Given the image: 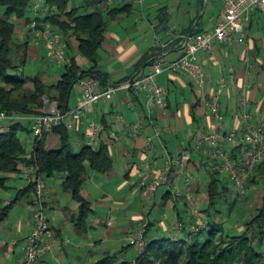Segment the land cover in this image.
I'll use <instances>...</instances> for the list:
<instances>
[{
  "label": "crops",
  "instance_id": "obj_1",
  "mask_svg": "<svg viewBox=\"0 0 264 264\" xmlns=\"http://www.w3.org/2000/svg\"><path fill=\"white\" fill-rule=\"evenodd\" d=\"M210 1L208 0L206 10V6L201 10L198 6L194 11L188 10L186 15L188 19L185 18L182 27L175 24L173 11L169 5L155 4L153 10H150L147 2L145 5L132 3L130 11L117 12L118 14L116 13L115 19L111 22L106 40L103 43V50L114 53L112 58L108 60L113 62L114 67L110 71L105 70L101 66L100 58L99 69L107 78V83L105 86L102 85V88L106 89L108 85L120 83L150 71L151 66L146 62L143 64L142 60L159 49L155 38V26L152 23L154 21L155 24L157 23L156 17L161 9L164 10L163 13L166 15L161 28L167 30L160 35L163 42L169 43V45L165 53L158 54L156 57L162 56L169 61L180 59L184 52L182 47L176 44V40L183 37L188 30L202 32L212 29L222 17L225 7L224 0H221L223 7L218 16L213 11H208ZM71 7L78 6L72 5L71 0ZM92 8L91 10H93ZM155 8L159 9L157 15L155 14ZM106 12L105 15H108ZM208 12L209 16H207ZM113 16L109 15L110 18ZM132 18L135 19V22H130ZM239 37H243L244 41L240 42ZM72 54L83 70L89 69L90 62L80 55L77 49H74ZM29 55L33 60H40L47 56L43 49L34 44L30 46ZM199 62L205 74V85L201 88L195 85L192 76L184 72H165L159 76V83L169 90V109L165 114L159 111L156 112V125L163 131V135L162 142H155L156 146L153 153L150 152L151 148L149 142H147V138L154 133L151 126H147L141 136L132 137L117 120L119 116H123L128 125L136 122L140 114L146 111L144 97L134 99L132 105L133 98L131 94L127 91H120L113 99L95 105V110L89 116V119L102 124L105 128L102 139L105 142H99L96 147H99L101 143H105L108 144L114 160L115 157L127 161L129 159L135 160L134 162L129 160L124 168L126 181L119 186L120 192L126 189L130 179L138 178L136 186H131V194L136 195L139 193L145 199L141 186V181L147 176L145 162L151 156L153 161L158 162L152 164L159 172V170L166 167L164 150L167 149L173 156L183 153L188 154V171L193 176L190 190H193L197 203L200 205L205 204L208 201V193L204 189L207 182L205 172L200 167V160L206 158V156L198 152L192 153L197 140L216 129H221L227 133L236 130L243 134L248 123L244 118L246 114L250 115V123L264 126V7L252 14L250 21L246 22L242 30L237 33L235 41L232 43H216L211 52L200 53ZM52 75L54 78L59 77L56 73H52ZM221 81L225 82L226 87L221 96L222 117L218 120L212 114L210 103L219 90ZM74 89L69 99V109L72 110L77 107L79 99L82 97L80 87V92L75 91L74 93ZM74 94L76 99L74 106H71ZM244 97L247 98L246 105L241 103ZM71 121V117L67 118L66 124H70ZM72 132L74 139L78 141L73 144V149L75 146H82L83 148L87 143L86 124H77ZM193 138H196V141H193ZM47 147L58 149L60 147L59 136L56 134L49 136ZM227 149L235 156H239L237 150H232L230 146ZM106 175L108 184L118 176L113 169ZM18 177L12 176L11 180L15 181ZM20 177L22 176L20 175ZM65 178L66 174L62 173L46 179V202L49 211L51 209L49 216L52 231L51 251L39 264H94L97 260H101V254L108 253L104 245L108 235H117L119 232L121 234L122 230L126 235L131 233L133 223L138 221L137 219L141 220L142 216L139 214L126 216L122 213L115 215L114 213L119 212L118 208L124 203L132 205V199L128 202L125 196L123 197L121 194L113 191L107 192L104 189L105 185L97 186L99 183H96V188L99 191L95 195L94 192L89 191L86 182L82 190V196L90 203L92 212L86 223L82 224L79 220L82 203L74 199L71 192L66 190ZM152 179L153 177L150 180ZM170 180L172 185H179L183 190H186L185 176L180 174L177 169L171 173ZM201 187L202 189H200ZM26 189H28L27 183L21 185L19 190L16 188L19 193L18 197L14 195L10 201L8 199L1 200L0 207L13 205V211L18 207H27L33 218V195L35 193L29 190L26 191ZM21 191L23 192L20 194ZM164 195L165 192L161 195L163 201H165L163 199ZM112 201H114L115 207L112 206ZM169 201L171 199L166 203L168 204ZM103 206L111 209L112 216H104L102 220L96 219L92 224H89V219L91 215L96 213V208ZM20 219L18 220L17 231L19 234L23 233L25 235L22 236V239L9 241L12 228L8 219L0 228V264H22L24 261L27 239L33 230V220L27 219L24 222ZM101 226H104V231L101 232L102 235L99 241L101 243L98 244L94 236L90 234V228L98 231ZM165 229L167 230V227ZM171 230H174V221L170 232H172ZM121 241L122 239L116 240L115 238L112 245L115 252L120 251L117 245ZM98 247H101V250L98 251Z\"/></svg>",
  "mask_w": 264,
  "mask_h": 264
},
{
  "label": "trees",
  "instance_id": "obj_2",
  "mask_svg": "<svg viewBox=\"0 0 264 264\" xmlns=\"http://www.w3.org/2000/svg\"><path fill=\"white\" fill-rule=\"evenodd\" d=\"M120 2L122 5L113 6L114 3ZM204 2L205 0H201L199 10L203 9ZM37 3V0H0V112H18L25 116L46 114L51 111L64 113L69 109L73 89L82 78H98L105 86L107 78L99 69L100 51L116 13L130 11L133 2L87 0L78 7H71V0H45L42 6L36 9ZM163 11L161 9L156 17L157 34L167 30L161 28L166 17ZM105 12L108 15H105ZM109 15L114 16L110 18ZM34 20L38 21L40 28L49 27L60 33L66 43L67 56L71 59V64L66 65V71L57 78L52 74L48 75L45 70L34 76L25 73L27 65L33 61L29 49L31 44L35 45L33 30L30 27ZM189 33L200 31L188 30L185 35ZM182 39L183 37H180L176 40V44L180 46ZM74 49L88 59L90 62L88 70H83L78 65L76 57L72 54ZM43 50L48 56L47 51ZM157 50L145 57L142 60L143 64L146 62L152 66L156 55L162 54L160 48ZM24 134L33 135V132L23 122L13 126L9 132L0 133V189H12L9 185L11 177L20 175L24 177L25 169L32 165L39 168V173L44 175L45 180L64 173L66 190L82 203L79 220L82 224L86 223L92 208L83 198L82 190L90 170L107 174L113 169L115 160L108 144L101 143L99 147L85 144L81 151L75 152L73 132L68 128V124L64 123L53 133L60 138L58 149H49L47 147L49 136H45L40 140L34 138L31 141L32 150L29 152L26 141L23 140ZM195 139L193 138V141H196ZM192 153L196 152L193 150ZM200 161L205 177L210 176V181L204 187L208 193L207 206L201 209L196 199L193 204L185 196L178 197L175 192L176 185H172L170 180L169 184L165 185L169 191L165 192L163 199L164 204L170 199H175L172 207L176 212V219L174 230L170 232L171 236L167 238L153 233L154 221H146L144 218L147 227L146 247L143 252H139L130 263L119 261L122 253L130 248L127 246L118 252L107 253L94 264H131L133 261L135 264H264V203L260 207L257 204L252 205V216L239 226V233L226 227L227 221L220 216L222 211L219 209L220 205H228L232 213L240 199L244 197L242 190L250 188L252 184H260L264 179V157L235 198L228 196L231 190L230 183H233L231 178L217 172L208 157ZM23 179L26 180L25 177ZM190 189L191 184L186 186V191L193 195L194 192ZM27 190L35 193V185L28 184ZM261 191L264 202V189ZM157 194L154 201H151L154 204ZM180 204L184 206V210L179 209ZM12 207L13 205L0 207V228L10 216ZM194 209L202 212L206 222L199 231L193 228L196 224ZM178 222L181 223V228L177 231Z\"/></svg>",
  "mask_w": 264,
  "mask_h": 264
},
{
  "label": "built area",
  "instance_id": "obj_3",
  "mask_svg": "<svg viewBox=\"0 0 264 264\" xmlns=\"http://www.w3.org/2000/svg\"><path fill=\"white\" fill-rule=\"evenodd\" d=\"M45 0H37L36 9L42 6ZM113 2L115 0H104ZM133 3L145 4L147 0H130ZM225 7L223 15L217 25L200 33H189L183 36L180 46L183 49V56L174 61H169L165 57L159 56L153 62L150 71L146 74L131 78L125 82L108 85L106 89L102 88V82L95 77L82 78L78 86L82 90V97L79 99L75 109H68L66 112L51 111L50 113L40 115L25 116L18 112H0V133H6L20 122L27 121L30 129L36 139H43L45 136H51L55 129L66 123L67 118H72L68 128L74 131L77 124H86V137L88 146H95L102 141L104 126L91 119L89 116L94 112L95 105L101 102H107L120 91H127L134 99L144 97L146 100V111L141 113L138 120L128 125L123 116L117 120L129 132L130 136L138 137L144 132L147 126L153 128V135L147 138L151 153L156 146L155 142H162L163 131L156 125V112H168L169 90L162 86L158 78L165 72H184L192 76L196 86L205 85V74L201 63L199 62L200 53L211 52L216 43H232L237 38L244 24L249 22L252 14L264 7V0H224ZM155 26V21L152 23ZM34 43L37 47L47 51L51 62L57 66H66L71 64V59L67 56L66 43L62 35L53 31L49 27L40 28L38 21L31 22ZM158 46L162 54L165 53L169 43L163 42L160 34H155ZM240 42L244 41L239 37ZM225 82L221 81L210 108L213 116L220 120L222 117L221 96L225 90ZM242 105L247 104V98L241 101ZM247 123V129L243 134L234 130L224 132L216 129L210 134H205L197 140L194 151L201 153L209 158L215 170L219 173L228 175L233 184L240 190L245 187L250 177L254 174L264 157V126L250 123V115H244ZM73 142H78L72 139ZM230 146L232 150H237L239 156H235L227 149ZM35 148H33L34 150ZM166 167L159 170L153 166V161L149 156L145 162L147 176L141 181L143 196L154 201L155 196L162 186L168 185L173 170L185 176V185L189 186L192 182V174H189L188 164L189 156L183 153L173 156L165 149ZM28 184L35 185V200L33 202V230L27 239L24 261L22 264H39L51 251L50 240L52 231L50 221L47 216V183L39 168L35 165L27 167L23 173ZM151 177H153L152 180ZM175 192L178 197H186L191 203H195L193 195L183 190L179 185L175 186ZM196 224L194 229L199 231L206 225L204 215L199 209H194ZM147 224L136 234L132 235L130 240L133 245L138 246L139 252H143L146 247L145 233ZM181 223L176 224V230H180ZM131 264H135L133 261Z\"/></svg>",
  "mask_w": 264,
  "mask_h": 264
},
{
  "label": "rangeland",
  "instance_id": "obj_4",
  "mask_svg": "<svg viewBox=\"0 0 264 264\" xmlns=\"http://www.w3.org/2000/svg\"><path fill=\"white\" fill-rule=\"evenodd\" d=\"M87 0H72V5L74 4V6H79L82 5L84 2H86ZM81 3V4H79ZM148 6L150 8V10H153V7H155L156 5H169L172 8L173 11V17H174V21L176 25H180L182 27V24L185 21V18L188 19L186 17L188 10H192L194 11V9H196V7L201 5V0H148L147 1ZM115 6H119L122 5V2L120 3H114ZM207 5H208V0H205L204 2V6L203 8L206 6L205 10L207 9ZM223 7V2L221 0H211L210 4H209V8L208 11L209 12H214L216 14V16H218V14L220 13L221 8ZM158 8H155V14L157 15L158 12ZM209 12L207 13V16H209ZM130 19V18H128ZM127 19V20H128ZM130 22H135V19L132 18V21ZM111 30V29H110ZM25 33V32H24ZM22 33V34H24ZM21 34V33H20ZM21 37H24L21 35ZM114 55L113 52L111 51H105V50H101L100 51V58H101V66L104 67L105 70L110 71L113 67L114 64L111 61H108L110 58H112V56ZM48 57V58H47ZM44 59H40V60H33L31 61L26 69H25V73L27 75H37L41 72V70H45L48 75H51L52 73H56L58 76L63 75V73L66 71V66H57L54 65L50 60V57L47 56ZM109 62V63H108ZM43 67V68H42ZM75 91H79V87L78 85L75 87L74 89V93ZM75 94L72 98V102H71V106H74L75 103ZM23 124L26 127H30V124L27 121H24ZM34 134H30V135H25L23 136V140L26 141L27 147H28V151L30 152L32 150V144L31 141L34 139ZM82 148V146H75V148L73 149L75 152L80 151ZM130 160V159H129ZM128 160V161H129ZM126 159H119L117 157H115V164L113 167V170H115L118 174V176L113 180V182L109 183L107 182V175L106 174H99L96 173L92 170H90V177H89V181L87 182V188H89V191L94 192V194L96 195V193H98L99 190H97V186H104V189L109 192V191H113L117 194H121L123 195V197L125 196V199L129 202L132 199L133 204L129 205V203H124L120 208H118L119 212H115V215H119L120 213L124 214V215H135V214H139L142 216V219H137L138 221H135L131 227V233L129 234H124L123 230L121 231L122 233L120 234V232L117 235L114 234H109L108 237L106 238L107 240H105L104 245L105 248H107L108 253H115V249L112 248L113 243L115 242V238L116 240L118 239H122L121 243L117 245V248L119 250L124 249L127 246H130V248L127 249V251H124L122 253V256H120L119 261H126V262H131L134 258H136V256L139 254V250H138V246L136 245H131V236L133 233H136L137 231L141 230L144 226V218L146 219V221L148 220H153L155 225L153 227V233H156L157 235L161 236V237H167L169 238L171 236L170 234V229L172 226V222L176 219V212L174 210V208L172 207L174 204L175 199H171V201L168 202V204H164V201L162 200L161 195L164 192L169 191L167 186L162 187V189H160L158 195V199L156 200V204L152 203L150 200H146L142 198V195H140L139 193H137L136 195H132L131 194V186H136L137 182H138V178H132L129 181V185L126 187V189L123 192H120L119 190V186L126 181L125 179V166L128 162ZM134 162L135 160L131 159L130 162ZM24 177H18V179H16L15 181L10 180L9 185L12 187V189L9 190H4V189H0V201L3 199H8V201H10L14 195H16L18 197V191H16V188L19 190V187L21 185H23L24 183H26L25 179H23ZM223 178H226L225 176H223ZM206 182L210 181V176H207L205 178ZM96 183H99L96 186ZM250 188L248 189H243L242 190V196L244 197H239L241 198L238 202V205L235 206L234 211L232 213H230V208L228 205H220L219 209L222 211V214L220 215L223 220H226V227L228 229H233L234 232L239 233L238 232V228L239 226H241L243 224V222L248 218H251V208L252 205H259L262 206L263 205V201H262V191L264 189V179L260 181V184H252L249 186ZM100 188V187H99ZM230 193H229V197L230 198H235L236 195L238 194L239 189L233 184L230 183ZM33 195V194H32ZM33 197L35 198V194L33 195ZM114 201H112V206H114ZM200 208L202 209V207L207 206V204H199ZM179 209L180 210H184V206L183 205H179ZM111 209L109 207H99L96 208V213H94L93 215H91L90 219H89V224H92V222L96 219H100L102 220L104 216H112L111 214ZM51 214V209L49 211V209L47 208V216L49 218ZM190 214V213H189ZM21 218V219H20ZM24 218V219H23ZM221 218V220H222ZM24 221L25 220H33L31 212L29 210V208L25 207V208H21L18 207L16 208L14 211L11 210L10 216L8 217V220L10 222V227L12 228V234L9 236V241H13L14 239H22V236L24 237L25 235L19 234L18 233V220ZM219 219V218H218ZM228 219V220H227ZM34 221V220H33ZM101 223V221H100ZM131 222L129 221V224ZM164 224V225H163ZM167 227V230L165 229V227ZM237 226V227H236ZM236 227V228H234ZM169 230V231H168ZM104 231V226H101L98 231L96 229L90 228V234H92L96 240V242L99 244L101 242L100 241V237H101V232ZM172 231V230H171ZM26 232V231H25ZM1 233V232H0ZM105 235V234H104ZM98 251L101 250V247H98L97 249ZM106 254H101V258L105 257ZM98 261V260H97Z\"/></svg>",
  "mask_w": 264,
  "mask_h": 264
},
{
  "label": "water",
  "instance_id": "obj_5",
  "mask_svg": "<svg viewBox=\"0 0 264 264\" xmlns=\"http://www.w3.org/2000/svg\"><path fill=\"white\" fill-rule=\"evenodd\" d=\"M45 98H47V97H45Z\"/></svg>",
  "mask_w": 264,
  "mask_h": 264
}]
</instances>
